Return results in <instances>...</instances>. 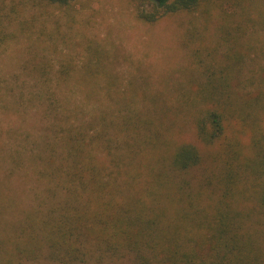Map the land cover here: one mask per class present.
<instances>
[{
  "label": "trees",
  "instance_id": "obj_1",
  "mask_svg": "<svg viewBox=\"0 0 264 264\" xmlns=\"http://www.w3.org/2000/svg\"><path fill=\"white\" fill-rule=\"evenodd\" d=\"M11 1L16 13L23 1L77 0ZM148 1L151 8L139 3L137 15L155 22L210 0ZM240 5L236 25L234 15H223L225 54L195 51L201 77L191 93L167 103L136 87L112 88L114 109L90 122L57 117L36 154L15 158L44 184V200L0 239V250L60 264L121 256L135 264H264V74L247 78L245 59L257 57L260 39L244 38L243 28L254 10L264 28V0ZM2 7L0 36L8 27ZM85 67L99 71L102 63Z\"/></svg>",
  "mask_w": 264,
  "mask_h": 264
},
{
  "label": "rangeland",
  "instance_id": "obj_2",
  "mask_svg": "<svg viewBox=\"0 0 264 264\" xmlns=\"http://www.w3.org/2000/svg\"><path fill=\"white\" fill-rule=\"evenodd\" d=\"M1 3L8 27L0 36V239L12 234L44 200V184L24 174L16 157L36 154L57 117L90 122L101 109H114L108 95L112 88L134 92L136 87L159 94L167 103L191 93L201 77L194 65L195 51L205 57L208 50L219 57L225 54L229 45L223 15H234L230 19L236 25L243 0L204 1L197 9L155 22L137 15L139 3L151 8L148 0H77L49 7L23 1L16 13L9 12L11 0ZM251 18L243 27L244 38L260 41L257 57L252 52L245 59V73L259 79L264 74V28L259 12L252 11ZM97 59L102 70L88 71L85 65ZM89 73L98 77L90 78ZM107 74L115 80L111 86ZM2 261L60 264L43 255L19 258L4 249ZM102 264L135 263L131 256H121L106 257Z\"/></svg>",
  "mask_w": 264,
  "mask_h": 264
}]
</instances>
